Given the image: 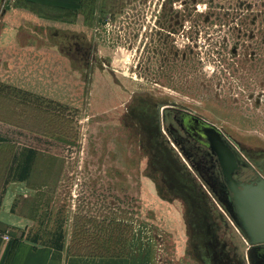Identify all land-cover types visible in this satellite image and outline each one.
<instances>
[{
	"label": "rangeland",
	"instance_id": "1",
	"mask_svg": "<svg viewBox=\"0 0 264 264\" xmlns=\"http://www.w3.org/2000/svg\"><path fill=\"white\" fill-rule=\"evenodd\" d=\"M77 3L0 0L4 179L14 154L35 150L23 185L40 197L42 235L62 227L73 254L241 264L199 186L241 232L210 159L184 142L200 162L196 181L157 108L171 126L172 109L214 125L240 163L264 170V0Z\"/></svg>",
	"mask_w": 264,
	"mask_h": 264
},
{
	"label": "crops",
	"instance_id": "2",
	"mask_svg": "<svg viewBox=\"0 0 264 264\" xmlns=\"http://www.w3.org/2000/svg\"><path fill=\"white\" fill-rule=\"evenodd\" d=\"M25 1H38L59 8L78 6L77 0ZM32 174L33 169L28 179L33 176ZM0 175L2 186L4 181L2 170ZM26 181H11L2 197L0 264H110L103 261L105 260L103 258L73 254L64 238L62 250L51 247V235L49 237L42 235V230L46 226L41 225L39 221L40 197L37 196L36 191L25 188L23 183ZM4 235H8L10 239H4Z\"/></svg>",
	"mask_w": 264,
	"mask_h": 264
},
{
	"label": "water",
	"instance_id": "3",
	"mask_svg": "<svg viewBox=\"0 0 264 264\" xmlns=\"http://www.w3.org/2000/svg\"><path fill=\"white\" fill-rule=\"evenodd\" d=\"M163 104L158 105V116L160 129L163 130L161 117ZM206 131H200V136L210 142L213 152L218 156L223 169H225L226 178L232 191V202L236 209L237 224L243 234L252 244L249 247L237 230L231 218L223 208L211 196L209 191L201 183L209 201L215 209L223 215L226 223L232 229L240 246V254L247 264H255L257 260H264V178L255 183H241L234 178L233 170L237 166V159L231 147L225 142L221 131L214 125L207 124Z\"/></svg>",
	"mask_w": 264,
	"mask_h": 264
},
{
	"label": "flooded vegetation",
	"instance_id": "4",
	"mask_svg": "<svg viewBox=\"0 0 264 264\" xmlns=\"http://www.w3.org/2000/svg\"><path fill=\"white\" fill-rule=\"evenodd\" d=\"M164 108L165 107H163V109ZM166 108H168L167 105H166ZM168 112L171 113L172 126L169 125V123L166 121V116H165L166 113L162 111V117H161V124L163 128L162 130L160 129V121H159L158 108H157L158 129L163 134V136H165V141L171 146L172 150L176 151V155L178 156V158L182 162H184L185 165L188 166L189 173L194 177L196 181L199 178L197 177L195 172L199 171L200 162L198 161L199 159H197V157H195V155L187 149L184 142L186 141L190 143L192 146L197 148L199 151L203 152L204 156H207V158L210 159L214 167L215 175L220 183L222 192L227 197V202H228L227 205L231 211L232 217L237 219L236 209L231 199L233 194L230 189V184L228 183L226 175H225L226 171L221 166L218 156L213 152L210 142H208L206 138H203L202 136H200V131L207 130L206 122H204L203 120H201L200 118H198L197 116H195L194 114L186 110L172 109L171 111H168ZM233 153L237 159V166L233 170L234 178L237 181L241 183H255L259 181L261 178H264V170H263V167L259 165V163L253 162L251 160H247L244 163H240L239 158L235 154L234 150H233ZM245 174H250L252 175V177L249 179H242V175H245ZM200 184L199 186L202 189L204 196L207 198V200H209L207 195L205 194L204 189L201 187ZM205 188L209 191L211 196L214 198L212 192L206 186ZM211 207L219 216L223 217V215L215 209L212 203H211ZM223 221H224L225 227L232 235L233 242L235 243V246H236V254L239 258L240 263L247 264L243 260L240 254V246L235 237L234 232L228 226L224 217H223ZM255 264H264V260H257Z\"/></svg>",
	"mask_w": 264,
	"mask_h": 264
},
{
	"label": "trees",
	"instance_id": "5",
	"mask_svg": "<svg viewBox=\"0 0 264 264\" xmlns=\"http://www.w3.org/2000/svg\"><path fill=\"white\" fill-rule=\"evenodd\" d=\"M0 141H2L0 139ZM22 153L14 154L11 163L7 169L3 190L0 194V204L2 197L6 191V187L11 181H25L29 178L32 167L35 161V150L32 148H26L22 150ZM63 229L62 227L56 229L51 233V247L62 250L63 249ZM10 251V249H9Z\"/></svg>",
	"mask_w": 264,
	"mask_h": 264
},
{
	"label": "bare ground",
	"instance_id": "6",
	"mask_svg": "<svg viewBox=\"0 0 264 264\" xmlns=\"http://www.w3.org/2000/svg\"><path fill=\"white\" fill-rule=\"evenodd\" d=\"M122 61V60H121ZM232 221V220H231ZM233 222V221H232ZM234 224V223H233ZM235 225V224H234ZM236 228H237V230H238V227L237 226H235ZM241 230V229H240ZM241 235L243 236V238L245 239V241H246V243H247V245L249 246V244L252 246V244L248 241V239L246 238V236L243 234V232H242V230H241Z\"/></svg>",
	"mask_w": 264,
	"mask_h": 264
},
{
	"label": "built area",
	"instance_id": "7",
	"mask_svg": "<svg viewBox=\"0 0 264 264\" xmlns=\"http://www.w3.org/2000/svg\"><path fill=\"white\" fill-rule=\"evenodd\" d=\"M3 238L6 239V240L10 239V237L8 235H4Z\"/></svg>",
	"mask_w": 264,
	"mask_h": 264
}]
</instances>
